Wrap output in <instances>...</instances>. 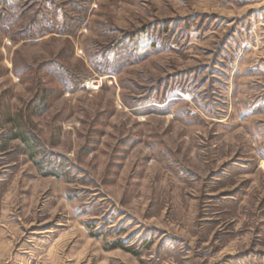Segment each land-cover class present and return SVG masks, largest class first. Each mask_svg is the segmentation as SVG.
Wrapping results in <instances>:
<instances>
[{"label": "rangeland", "instance_id": "rangeland-1", "mask_svg": "<svg viewBox=\"0 0 264 264\" xmlns=\"http://www.w3.org/2000/svg\"><path fill=\"white\" fill-rule=\"evenodd\" d=\"M0 264H264V0H0Z\"/></svg>", "mask_w": 264, "mask_h": 264}, {"label": "built area", "instance_id": "built-area-1", "mask_svg": "<svg viewBox=\"0 0 264 264\" xmlns=\"http://www.w3.org/2000/svg\"><path fill=\"white\" fill-rule=\"evenodd\" d=\"M105 81L102 78L90 79L86 82V87L91 91L100 89Z\"/></svg>", "mask_w": 264, "mask_h": 264}, {"label": "trees", "instance_id": "trees-1", "mask_svg": "<svg viewBox=\"0 0 264 264\" xmlns=\"http://www.w3.org/2000/svg\"><path fill=\"white\" fill-rule=\"evenodd\" d=\"M51 175H56L55 172H50ZM114 247H118V246H114Z\"/></svg>", "mask_w": 264, "mask_h": 264}]
</instances>
